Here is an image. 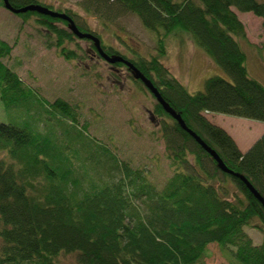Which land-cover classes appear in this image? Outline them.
<instances>
[{"label":"trees","instance_id":"1","mask_svg":"<svg viewBox=\"0 0 264 264\" xmlns=\"http://www.w3.org/2000/svg\"><path fill=\"white\" fill-rule=\"evenodd\" d=\"M9 2L19 9L44 5ZM79 5L103 22L132 12L155 32L159 53L133 58L103 43L72 8L56 10L68 14L81 32L97 36L108 55L130 61L187 127L264 199V134L243 152L206 115L264 122V83L249 74L241 43L247 40L246 26L235 10L252 12L264 26V0H82ZM18 15L35 17L46 45L66 59L87 58L81 45L71 47L77 40L88 41L104 59L95 41L76 36L68 20L36 10ZM182 33L228 77L209 76L203 89L189 91L161 60L166 38ZM12 50L0 39V99L9 113L0 119V264H200L210 256L211 243L220 245L227 264H264V243L255 244L247 231L256 227L264 233V204L242 178L221 168L125 62L111 64L126 67L156 100L152 112L160 118L173 171L162 187L90 135L77 105L61 97L49 101L26 83L4 62Z\"/></svg>","mask_w":264,"mask_h":264},{"label":"rangeland","instance_id":"2","mask_svg":"<svg viewBox=\"0 0 264 264\" xmlns=\"http://www.w3.org/2000/svg\"><path fill=\"white\" fill-rule=\"evenodd\" d=\"M39 1L55 11L72 8L80 13L103 43L122 54L150 58L159 53L157 35L132 12L103 22L79 5L82 0ZM235 10L246 26L247 40H241V43L248 54L249 74L264 83L263 19L252 12ZM44 35L45 30L35 17L24 20L0 0V39L13 46L11 55L4 58V62L47 100L61 97L77 105L81 124L88 125L90 135L111 146L120 159L145 169L149 179L162 187L173 171L165 156L160 118L152 112L156 100L151 92L135 82L126 67H116L96 56L88 41L77 40L70 44L73 48L79 44L86 49V59L68 60L56 48L46 45ZM165 45L162 62L189 91L203 89L209 76L228 77L188 34L169 35ZM44 117H47L46 113ZM3 118H9V113L0 99V119ZM247 231L255 244L264 243V233L259 228L248 227ZM209 250L210 256L200 264L228 263L218 243L209 244Z\"/></svg>","mask_w":264,"mask_h":264},{"label":"water","instance_id":"3","mask_svg":"<svg viewBox=\"0 0 264 264\" xmlns=\"http://www.w3.org/2000/svg\"><path fill=\"white\" fill-rule=\"evenodd\" d=\"M4 3H5V7L7 9H9L10 11H12L16 14L21 13V12H25L28 10H36V11H39L41 13L51 15L53 17L66 19L70 22L71 30L74 32V34H76V36H78L80 38H89V39H92L95 41L97 49L99 50V53L101 54V56H103V58L106 61H108L109 63H116L119 61L125 62L130 68L133 69V71L135 72L136 78L141 79L146 84V86L154 93V95L157 97L158 101L161 104H163V106L165 107L167 112H169L175 119H177L181 123L183 128H185L188 132H190L211 153V155L219 162L221 168L225 172L235 174V175L239 176L240 178H242L247 183L250 190L264 204L263 197L253 187V185L243 175H241L240 173L234 172L232 169L228 168V166L225 164V162L222 160V158L218 155V153L216 151L212 150L209 146H207V144L193 130H191L190 128L187 127V125L185 124V122L181 118L180 114H178L173 108H171L167 105V103L162 98L161 94L156 89V87L153 85V83L149 79H147L130 61L124 59L122 56H113L112 57V56L108 55L101 46V44H102L101 40L92 33L81 32L79 30V28L76 26L74 20L66 13L54 11V10H52V9H50L44 5H41V4H35V5H31V6L19 9V8L13 7L10 4L9 0H4Z\"/></svg>","mask_w":264,"mask_h":264},{"label":"crops","instance_id":"4","mask_svg":"<svg viewBox=\"0 0 264 264\" xmlns=\"http://www.w3.org/2000/svg\"><path fill=\"white\" fill-rule=\"evenodd\" d=\"M206 115L216 124L225 128L246 152L264 134V122L252 119L208 112Z\"/></svg>","mask_w":264,"mask_h":264}]
</instances>
